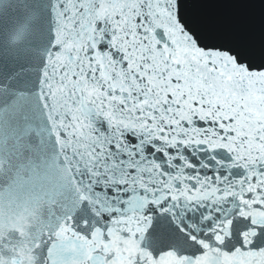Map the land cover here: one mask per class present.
I'll return each instance as SVG.
<instances>
[{
	"label": "snow or ice",
	"instance_id": "snow-or-ice-1",
	"mask_svg": "<svg viewBox=\"0 0 264 264\" xmlns=\"http://www.w3.org/2000/svg\"><path fill=\"white\" fill-rule=\"evenodd\" d=\"M190 0H0V264H264V41Z\"/></svg>",
	"mask_w": 264,
	"mask_h": 264
},
{
	"label": "water",
	"instance_id": "water-1",
	"mask_svg": "<svg viewBox=\"0 0 264 264\" xmlns=\"http://www.w3.org/2000/svg\"><path fill=\"white\" fill-rule=\"evenodd\" d=\"M190 12L236 32L257 49L264 41V0H190Z\"/></svg>",
	"mask_w": 264,
	"mask_h": 264
}]
</instances>
